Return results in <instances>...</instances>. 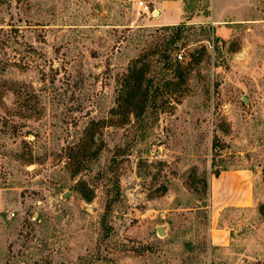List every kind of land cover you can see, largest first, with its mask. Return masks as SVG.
I'll use <instances>...</instances> for the list:
<instances>
[{
    "label": "rangeland",
    "instance_id": "1",
    "mask_svg": "<svg viewBox=\"0 0 264 264\" xmlns=\"http://www.w3.org/2000/svg\"><path fill=\"white\" fill-rule=\"evenodd\" d=\"M137 1L0 0V264H264V0Z\"/></svg>",
    "mask_w": 264,
    "mask_h": 264
},
{
    "label": "built area",
    "instance_id": "2",
    "mask_svg": "<svg viewBox=\"0 0 264 264\" xmlns=\"http://www.w3.org/2000/svg\"><path fill=\"white\" fill-rule=\"evenodd\" d=\"M137 7L142 11V13H149L151 10L149 9V6L147 5L146 2L143 0H138L137 1ZM178 57L181 59L182 55H178Z\"/></svg>",
    "mask_w": 264,
    "mask_h": 264
},
{
    "label": "crops",
    "instance_id": "3",
    "mask_svg": "<svg viewBox=\"0 0 264 264\" xmlns=\"http://www.w3.org/2000/svg\"><path fill=\"white\" fill-rule=\"evenodd\" d=\"M167 21V18H165V17H163V18H161V20H160V25H168L169 23L168 22H166ZM246 176H247V178H248V175L246 174ZM219 177V176H218ZM218 177H215L216 179L218 178ZM241 203L243 204V205H248L249 204V196H246L245 198H244V200L243 201H241ZM222 233V232H221ZM215 234H213L212 235V239H213V241H214V236ZM222 235H224V232L222 233Z\"/></svg>",
    "mask_w": 264,
    "mask_h": 264
},
{
    "label": "trees",
    "instance_id": "4",
    "mask_svg": "<svg viewBox=\"0 0 264 264\" xmlns=\"http://www.w3.org/2000/svg\"><path fill=\"white\" fill-rule=\"evenodd\" d=\"M168 65V64H167ZM132 72H134V73H132V74H130V78L132 77V76H134L135 75V73H137V71H136V69L134 68V70H132ZM125 88H124V86H123V88L119 91V97H120V95H121V91H123ZM218 141V140H217ZM221 148V146H217V149H220ZM213 174L215 175V176H218L219 175V171L216 169V170H214V172H213Z\"/></svg>",
    "mask_w": 264,
    "mask_h": 264
},
{
    "label": "water",
    "instance_id": "5",
    "mask_svg": "<svg viewBox=\"0 0 264 264\" xmlns=\"http://www.w3.org/2000/svg\"><path fill=\"white\" fill-rule=\"evenodd\" d=\"M157 233L159 234V235H163V230L161 229V228H159L158 230H157Z\"/></svg>",
    "mask_w": 264,
    "mask_h": 264
}]
</instances>
